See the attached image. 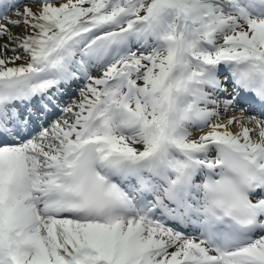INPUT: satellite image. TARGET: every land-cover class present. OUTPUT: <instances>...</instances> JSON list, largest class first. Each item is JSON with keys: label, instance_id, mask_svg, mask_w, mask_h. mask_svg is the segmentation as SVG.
Wrapping results in <instances>:
<instances>
[{"label": "snow or ice", "instance_id": "snow-or-ice-1", "mask_svg": "<svg viewBox=\"0 0 264 264\" xmlns=\"http://www.w3.org/2000/svg\"><path fill=\"white\" fill-rule=\"evenodd\" d=\"M0 264H264V0H0Z\"/></svg>", "mask_w": 264, "mask_h": 264}, {"label": "rangeland", "instance_id": "rangeland-1", "mask_svg": "<svg viewBox=\"0 0 264 264\" xmlns=\"http://www.w3.org/2000/svg\"><path fill=\"white\" fill-rule=\"evenodd\" d=\"M235 113L237 114V113H240L239 111H236V112H229V113H227V114H223L222 113V115H224V120H227L228 118H230L232 115H235ZM245 115H248V114H252V113H244ZM240 115H241V113H240ZM237 116V115H236ZM223 120V121H224ZM222 121V122H223ZM237 129V128H236Z\"/></svg>", "mask_w": 264, "mask_h": 264}, {"label": "bare ground", "instance_id": "bare-ground-1", "mask_svg": "<svg viewBox=\"0 0 264 264\" xmlns=\"http://www.w3.org/2000/svg\"><path fill=\"white\" fill-rule=\"evenodd\" d=\"M235 115H237V116H239L240 115V113H235ZM223 122H227V120H224ZM238 128H239V125H237V129L236 130H238ZM195 135H199V133H195Z\"/></svg>", "mask_w": 264, "mask_h": 264}]
</instances>
